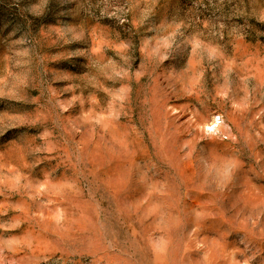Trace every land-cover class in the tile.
<instances>
[{
    "label": "rangeland",
    "instance_id": "1",
    "mask_svg": "<svg viewBox=\"0 0 264 264\" xmlns=\"http://www.w3.org/2000/svg\"><path fill=\"white\" fill-rule=\"evenodd\" d=\"M0 264H264V0H0Z\"/></svg>",
    "mask_w": 264,
    "mask_h": 264
}]
</instances>
